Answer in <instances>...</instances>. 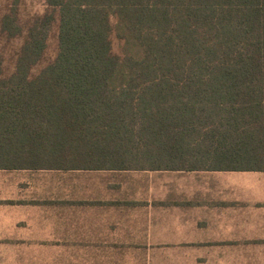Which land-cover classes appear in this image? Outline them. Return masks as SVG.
<instances>
[{
    "label": "trees",
    "instance_id": "16d2710c",
    "mask_svg": "<svg viewBox=\"0 0 264 264\" xmlns=\"http://www.w3.org/2000/svg\"><path fill=\"white\" fill-rule=\"evenodd\" d=\"M44 3L0 78V169L264 171V0Z\"/></svg>",
    "mask_w": 264,
    "mask_h": 264
},
{
    "label": "crops",
    "instance_id": "0c3cea01",
    "mask_svg": "<svg viewBox=\"0 0 264 264\" xmlns=\"http://www.w3.org/2000/svg\"><path fill=\"white\" fill-rule=\"evenodd\" d=\"M32 177L40 204L23 191ZM36 217L52 228L41 241L129 244L151 264H256L264 171L0 169V235Z\"/></svg>",
    "mask_w": 264,
    "mask_h": 264
},
{
    "label": "rangeland",
    "instance_id": "374dc122",
    "mask_svg": "<svg viewBox=\"0 0 264 264\" xmlns=\"http://www.w3.org/2000/svg\"><path fill=\"white\" fill-rule=\"evenodd\" d=\"M9 10H16L22 34L16 38H8L0 31V78L12 73L16 54L32 21L45 12H51L44 0H0V18ZM110 39L112 52L119 55L121 43L114 35H111ZM56 51L57 28L54 22L48 35L45 53L31 70L32 77L54 59ZM40 176L42 180L52 178L39 173L35 176L36 180H39ZM36 180L33 179L24 185L23 191L27 193L29 201L40 204L41 186H38ZM29 220L31 222H28V225L12 227L11 234L0 235L10 238L0 240V264H151V260H157L149 256H138L140 251L133 249L129 244L114 247L108 243L97 245L86 242H54L53 239L41 241V237L53 236L48 234L52 233L49 231L52 228L41 227L40 217ZM256 264H264V259H260Z\"/></svg>",
    "mask_w": 264,
    "mask_h": 264
}]
</instances>
